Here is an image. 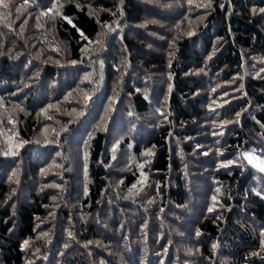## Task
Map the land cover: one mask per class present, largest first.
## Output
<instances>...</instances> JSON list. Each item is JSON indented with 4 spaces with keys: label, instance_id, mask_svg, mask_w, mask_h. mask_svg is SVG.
I'll return each mask as SVG.
<instances>
[{
    "label": "trees",
    "instance_id": "trees-1",
    "mask_svg": "<svg viewBox=\"0 0 264 264\" xmlns=\"http://www.w3.org/2000/svg\"><path fill=\"white\" fill-rule=\"evenodd\" d=\"M4 2L0 264H264V0Z\"/></svg>",
    "mask_w": 264,
    "mask_h": 264
},
{
    "label": "rangeland",
    "instance_id": "rangeland-1",
    "mask_svg": "<svg viewBox=\"0 0 264 264\" xmlns=\"http://www.w3.org/2000/svg\"><path fill=\"white\" fill-rule=\"evenodd\" d=\"M243 157L248 162V164H250L252 167H254L258 171H260L259 170V165H260V162L261 161H264V159L261 158L260 156H258L253 149H250V150L246 151L245 153H243ZM247 157H252L251 162H249V160L247 159Z\"/></svg>",
    "mask_w": 264,
    "mask_h": 264
},
{
    "label": "snow or ice",
    "instance_id": "snow-or-ice-1",
    "mask_svg": "<svg viewBox=\"0 0 264 264\" xmlns=\"http://www.w3.org/2000/svg\"><path fill=\"white\" fill-rule=\"evenodd\" d=\"M24 2L27 3V0H24ZM0 7L7 9L8 4L5 3L4 0H0ZM52 12H53V9H49L48 11L44 12L43 15L48 16ZM247 159L249 160V162H251L252 157H247ZM259 170L261 172H264V161L260 162ZM210 211H211V209H210ZM197 234H199V233H197ZM261 235L264 236V232H261ZM213 247H215V245Z\"/></svg>",
    "mask_w": 264,
    "mask_h": 264
}]
</instances>
